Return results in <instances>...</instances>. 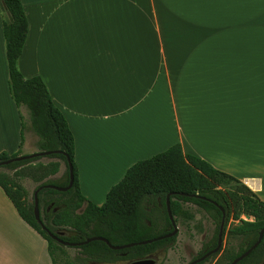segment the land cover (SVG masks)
<instances>
[{"label": "crops", "instance_id": "0c3cea01", "mask_svg": "<svg viewBox=\"0 0 264 264\" xmlns=\"http://www.w3.org/2000/svg\"><path fill=\"white\" fill-rule=\"evenodd\" d=\"M21 3L18 68L43 79L65 116L87 199L101 205L133 163L180 143L264 201V0ZM5 13L0 152L30 154L25 135L20 146L25 106L9 90ZM0 264H53L1 186Z\"/></svg>", "mask_w": 264, "mask_h": 264}, {"label": "trees", "instance_id": "16d2710c", "mask_svg": "<svg viewBox=\"0 0 264 264\" xmlns=\"http://www.w3.org/2000/svg\"><path fill=\"white\" fill-rule=\"evenodd\" d=\"M3 11L8 15V19H3V35L11 96L17 106L24 105L28 109L30 126L39 137L38 151L57 150L45 156L58 158L64 164V170L59 177L51 178L50 175L59 170L58 161L37 162L36 166L27 168L38 173L33 178L39 182L30 200L26 190L4 172H0V186L23 220L46 240L53 264L65 244L50 237L35 218L33 195L39 187L38 206L43 225L61 240L81 243L74 247L79 250L83 264L130 262L150 257L156 250L171 246L177 233L122 249H112L102 240L83 243L87 238L102 236L113 245H123L170 232L173 226L166 208V195L169 193L170 210L176 224L180 221L188 226L194 219L189 204L205 212L214 224L212 236L203 241L198 253L189 261L216 246L222 219L225 241L220 251L195 264H203L209 259L213 260V264H230L254 244L259 231L264 228V201L237 178L197 156L185 153L180 143L133 163L123 177L111 186L101 205L87 199L79 188L74 137L65 116L53 102L43 79L39 75L24 77L18 68L28 31L21 0H0L1 14ZM22 143L21 129L20 146ZM19 155H22L21 148L13 153L3 151L0 152V161ZM41 157L12 161L0 167L16 172ZM69 162L73 169L72 186L66 191L45 186H66L69 182ZM220 207L224 210V217ZM198 229L202 231L201 227ZM231 239L237 240L236 244ZM263 261L264 233L259 244L235 264H261Z\"/></svg>", "mask_w": 264, "mask_h": 264}, {"label": "rangeland", "instance_id": "374dc122", "mask_svg": "<svg viewBox=\"0 0 264 264\" xmlns=\"http://www.w3.org/2000/svg\"><path fill=\"white\" fill-rule=\"evenodd\" d=\"M8 19V16H6ZM26 108V107H25ZM23 108V135L26 136V149L31 151L34 147L38 150V140L39 137L34 133L30 126V120L28 109ZM24 139V136H23ZM21 142V139H20ZM60 162V167L57 173L50 175L51 178H56L58 175L64 170V164L58 158H51L48 156H42L38 161H34L28 165L23 166L22 168L17 169L18 171L10 170L6 167H0V172H4L8 174L16 183L21 185L27 192L28 198L30 200L31 194L35 188V186L39 183L38 180H35L33 176L38 173H34L33 169H28L29 167L36 166L37 162H41L43 164L49 162ZM35 164V165H34ZM103 192H97V195L102 194ZM194 212V219L189 222L188 226L184 225L180 221L177 222L178 232L175 242L164 249H159L154 252L150 257L155 259V264H186L193 256H195L203 241L210 238L214 231V224L211 219L207 216L205 212L202 210H198L195 206L189 204ZM80 211V210H78ZM245 218V216H243ZM202 228V231L198 229V227ZM223 237V236H222ZM225 238L222 239V245L224 244ZM235 239H231L233 244H236ZM81 254L77 248L71 245H64L58 257L55 259V264H83L81 262ZM128 261L122 262H114V263H96L91 262L90 264H128ZM213 260L209 259L205 261L203 264H212Z\"/></svg>", "mask_w": 264, "mask_h": 264}, {"label": "water", "instance_id": "95a60500", "mask_svg": "<svg viewBox=\"0 0 264 264\" xmlns=\"http://www.w3.org/2000/svg\"><path fill=\"white\" fill-rule=\"evenodd\" d=\"M51 152H57V150H55V151H37V152H34V153H30V154H22V155L13 157V158H9V159L0 161V166L6 165V164H8V163H10L12 161H18V160L26 159V158H29V157L45 156V155L50 154ZM68 165H69V182H68V184L66 186H57V185H52V184L45 185V186H48L50 188H54V189L60 190V191L68 190L73 184V169H72V165H71L70 162L68 163ZM39 190H40V187L37 188L34 191L33 199H34V215H35L36 220L40 223L41 227L44 230L47 231V233L49 234L50 237H52L55 240H58L60 243H63L65 245H71V246H76V245L81 244V243H71L69 241L61 240V239L58 238V236L56 234L48 231L47 228L43 225V223H42V221L40 219V210H39V206H38V191ZM166 208H167L168 216H169V218L171 220L173 229L170 232H168V233H166L164 235H161V236H158V237H155V238H152V239H147V240H144V241H140V242L126 243V244H123V245H113L106 238H104L102 236H94V237L87 238L83 243H87V242L92 241V240H102L112 249H122V248L133 246L135 244L152 242V241H155V240H158V239H162V238H167V237L173 236V235H175L178 232V227H177V225H176V223L174 221L173 215H172L171 210H170V193L166 195ZM220 209L222 210L223 217H224V210L221 207H220ZM223 225H224V221L222 219V221L220 223V226H219L216 246L214 248H212L211 250L205 252L202 256H200V257H198V258H196L194 260H191V261H189L186 264L198 263V262L204 260L205 258L209 257L210 255L215 254V253L220 251V249L222 247V239H223V237H222V235H223ZM263 233H264V228L259 231L257 240L254 242V244H252L242 254H240L239 256L234 258L231 261L230 264H235L239 260H241L242 258L247 256L250 253V251H252L259 244V242L262 239ZM62 234H63V232H62ZM155 263H156L155 259H153L151 257H147V258L132 260L128 264H155Z\"/></svg>", "mask_w": 264, "mask_h": 264}]
</instances>
